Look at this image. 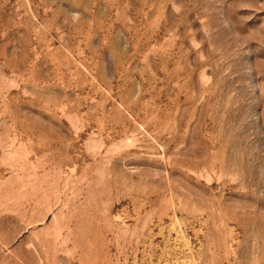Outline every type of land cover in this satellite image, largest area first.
Wrapping results in <instances>:
<instances>
[{"label": "rangeland", "instance_id": "1", "mask_svg": "<svg viewBox=\"0 0 264 264\" xmlns=\"http://www.w3.org/2000/svg\"><path fill=\"white\" fill-rule=\"evenodd\" d=\"M0 264H264V0H0Z\"/></svg>", "mask_w": 264, "mask_h": 264}]
</instances>
